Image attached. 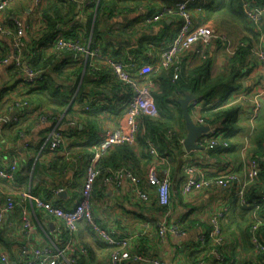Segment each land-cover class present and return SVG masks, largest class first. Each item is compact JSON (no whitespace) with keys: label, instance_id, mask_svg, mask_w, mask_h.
<instances>
[{"label":"crops","instance_id":"1","mask_svg":"<svg viewBox=\"0 0 264 264\" xmlns=\"http://www.w3.org/2000/svg\"><path fill=\"white\" fill-rule=\"evenodd\" d=\"M53 1L38 0V4H35V0H14L0 14V26L12 31L14 27L9 16L21 19L26 27L24 40L28 47L32 41L40 38L39 34H45L43 11ZM85 1L70 0L75 7L72 24L82 27L86 47L91 51H98L99 57L96 59L95 67L103 73L100 80L99 77L92 76L84 56L74 55L59 68L60 70L50 72L52 68L48 66L43 71L45 76L43 79H50L52 88L57 89V92L67 98L64 106L59 108L55 106L49 96V87H42L40 82L32 94L19 96L22 100H33L30 106L23 112L11 113L8 111V103L13 97L20 95L22 85L17 78L9 74L7 68L0 67V89L3 90L2 96L0 95V118H6L5 122H0V158L4 163H8L14 157L19 165L14 182L0 179V205L4 202L5 193L20 190L29 191L39 198L51 199L54 204L65 209L73 208L80 200V187L87 166L99 159V157L95 159L97 152L94 147L99 141L101 132L105 129H116L121 123V111L117 110V103L121 96L126 95L121 92L115 94L113 86L110 84L108 86L112 78L108 74L110 69L107 67V60H124L125 51L131 54L138 53L142 60L133 70V74L138 75L142 68L148 65L147 59L142 56L143 45L146 42L159 44L168 41L174 36L177 28L175 19H166L149 26H142L140 22L145 15L174 6L175 0H112L114 3L117 1L116 9L110 13L106 11L100 13L97 17L95 11L90 26H87V19L98 0H90L87 5ZM108 1L110 0H105ZM217 1L210 2L211 8L216 9ZM90 6L93 8H89ZM194 16L199 21L203 18L197 12H194ZM95 20L96 33L92 34ZM240 31L242 34L229 35L237 41H250L254 51L264 49L261 39L259 44V36L258 42L255 43L256 38L248 29ZM118 44H124L125 50L121 51L117 48ZM223 48L221 44L211 48L210 78L227 74L228 59L232 56L231 51H235L236 48L232 50L230 48L228 51ZM26 50L25 46L23 57L21 55L22 65L25 67L28 66L24 60ZM11 51L10 39L0 36V56L10 54ZM45 51L47 50H43L46 54L50 52ZM186 58L183 59L185 71L200 64L197 59ZM254 60L256 63L250 74L238 81L242 83V88L227 94L224 103H228L235 95L243 92L251 95L258 86L264 85V75L259 69L257 60ZM106 76L108 78L105 81ZM144 76L148 78L151 74ZM219 96L220 93H216L212 103L208 105L200 103L204 108L205 106L211 108V104L216 103ZM184 97H179L178 100ZM103 98H107L106 104L97 107L99 110L92 113L81 111L85 109L84 106ZM260 104L259 117L254 122L249 121L248 103L240 101L230 105L238 107L235 119L237 130L229 139L233 144L231 153L215 156L209 155L205 149L187 152L183 147L171 151L172 194L168 207H160L155 198L163 169L162 162L152 157L143 158L135 149V160L132 164L143 178L142 188L151 195L150 202L147 204L141 202L128 186L119 191L111 186L103 187L99 182L90 199L94 221L121 237H135L133 241L135 252H144L165 264H193L197 260H201L202 264H218L213 256L204 257L206 252L199 248L198 237L202 232L210 229L212 215L221 212L223 213L220 222L223 244L220 253L222 251L224 260L220 264H253L258 257L246 234L249 213L232 201V194L223 188L211 187L189 195L183 194L182 184L185 176L182 167L184 161L190 160L202 166L207 171V177H212L218 169L226 167L243 176L245 158L251 154L252 148H256L255 135L264 121H261L264 118V95ZM44 112H48L52 118L47 124H39L38 114ZM13 115H17L18 122L9 125L8 119ZM214 128L218 137H222L221 126L215 124ZM53 129L65 136L62 151L55 154L47 148L49 134ZM186 135L185 128L182 141ZM244 144H247L248 148L242 154L240 149ZM55 188L62 189V192L54 196L50 191ZM17 199V207L5 214L0 227V251L10 255L12 264H17L16 255L22 245L28 243L34 248L44 247L49 241L56 240L58 231L62 229L58 221L44 215L30 200ZM23 218L29 219L32 223L29 233L23 229ZM162 221L169 224L181 223L185 234L183 236L167 234L164 239H160L157 224ZM62 237L67 241L70 238L67 234ZM73 240H75L73 245H75L78 264H109L111 249L99 242L84 223L79 225L77 238ZM81 248L86 251L85 255L81 254Z\"/></svg>","mask_w":264,"mask_h":264},{"label":"built area","instance_id":"2","mask_svg":"<svg viewBox=\"0 0 264 264\" xmlns=\"http://www.w3.org/2000/svg\"><path fill=\"white\" fill-rule=\"evenodd\" d=\"M14 0H0V14L7 9ZM38 4V0H35ZM195 0H175L173 7H166L152 14L145 15L142 23L144 25H153L166 19L177 20V28L174 36L168 41L159 44L148 42L142 53L143 58L147 59L145 68L138 75L133 74V70L138 64V58L141 55L131 54L125 51L124 60H107L108 68L112 76L117 82L127 87L128 97L117 103V109H121V123L116 129H105L101 132L99 141L94 149L97 152L95 159L108 148L122 145H132L137 134L138 119L141 116L156 117L157 109L152 96V83L146 80L147 74L159 71H167L173 69V80H176L181 70V63L184 58L187 60L198 59L204 60L207 57V51L212 48L216 41H221L222 46L228 47V42L224 36L216 34L213 27L208 23L197 20L194 12L203 13L205 3L191 9ZM90 0H86L85 4H89ZM243 13L246 18L259 26L264 20V5L257 0H241ZM9 20L14 25V30H8L0 26V36L7 37L11 41V53L0 58V67L14 66L22 69V82L27 85H33L38 79L39 72H35L28 67L22 65L21 55L25 47V24L14 16H9ZM66 30H54L53 45L57 50L73 52L74 55L84 56L86 64L92 68V71H98L95 67L94 60L99 57L97 50H89L84 42L78 40L65 39L63 37ZM260 39L264 41V31L260 34ZM117 48L121 51L125 50V46L120 44ZM234 51H231V55ZM252 55L258 62L259 69L264 75V49L252 51ZM155 61V62H154ZM264 95V85L254 90L249 95L240 93L235 95L225 105H233L240 101L250 105V122L257 120L260 112V100ZM103 99L95 102V105H105ZM190 116L197 126L209 127V134L201 137L197 143L203 149L210 150L218 144L219 137L215 128L208 124L201 116L200 111L204 107L200 102H190ZM213 104H211V107ZM29 104L27 101H21L16 98L10 107V112H23ZM52 116L48 112L38 114L39 124H47ZM6 118H0V122H5ZM8 122L16 124L18 122L17 115H13ZM65 136L56 129L49 134L47 148L55 154L64 147ZM182 144V142H181ZM226 147V143L222 142ZM248 145L244 144L240 152L242 154L247 151ZM147 153L154 159L159 160L163 164L161 179L159 180L156 200L160 207H168L171 203V178H170V162L162 158L151 141H147ZM264 160V156L261 158ZM95 162H91L85 171L83 182L80 187V200L73 208L65 209L60 205L54 204L51 199L39 198L29 191H9L4 194V202L0 205V227L4 216L8 212H12L18 205L17 198L30 200L34 206L41 210L46 216L53 217L58 221L62 229L58 231L56 240H51L46 246L40 248L31 247L28 243L22 245L16 255L19 264H78L75 256L74 238H77L79 225L84 223L87 228L94 233L99 242L111 249L109 256V264H165L144 252H135L133 250V241L135 237H121L115 232L107 230L98 225L92 216L90 199L92 190L97 177ZM18 162L12 157L8 163H4L0 158V179L4 181L14 182L15 174L18 170ZM184 181L182 184V192L185 195L202 191L211 187L226 189L232 194V201L240 206L250 210L252 224L248 229L249 243L253 246L258 259L253 264H264V236L260 234V227L263 225L264 215V192L257 199L247 201L246 192L249 185L255 182L259 175L263 172L260 161L255 157H248L245 161V172L240 176L237 172L229 167L218 169L212 177L206 176V170L190 160L183 162L182 167ZM143 178L135 172L127 168H119L113 170L109 175L103 178V186H111L115 190L130 188L131 192L141 202L147 204L151 200V195L142 188ZM54 196L62 192V189H52L50 191ZM223 213H216L210 218V229L202 232L198 237V245L203 249L206 243L215 247L210 251V255L220 264L223 257L220 253L222 246L221 219ZM23 229L29 233L32 229V223L29 219L23 218ZM158 236L164 239L167 234L174 236H183L185 234L184 227L181 223L169 224L167 222H158ZM67 234L69 240H65L62 236ZM219 248V249H218ZM81 254L86 251L81 248ZM0 264H12L10 255L5 251H0ZM193 264H202L201 260H197Z\"/></svg>","mask_w":264,"mask_h":264},{"label":"trees","instance_id":"3","mask_svg":"<svg viewBox=\"0 0 264 264\" xmlns=\"http://www.w3.org/2000/svg\"><path fill=\"white\" fill-rule=\"evenodd\" d=\"M213 0H195L193 6L191 7L192 10L195 9L196 6H199L202 3L206 5L203 7V13H199L204 17V13L211 11L213 8L210 2ZM115 3L110 0L105 2V0H98L96 7H94L92 13H90L89 18L87 19V26H90L93 14L96 11V17L100 13H104L105 11L110 13L114 9H116ZM258 3L264 5V0H257ZM216 5V9H220L223 5L226 7L227 11L237 18L243 26L249 30L250 34H254L255 40L258 42L259 36V44H260V34L264 31V20L262 23L257 26L256 24L250 22L245 14L243 13L241 0H218ZM175 4V3H174ZM173 4V5H174ZM93 6V5H92ZM90 6L89 8H91ZM173 7V6H172ZM93 8V7H92ZM211 8V9H210ZM74 5L71 4L70 0H54L53 3L47 6V8L43 11V18H44V25H45V34H39L40 38L36 41H32L29 46L27 47L26 41L24 40V44L26 46V55L24 56V60L28 64V68L39 72L38 79L33 85H27L22 82V74H21V67L15 68L14 66H7V71L11 76L18 79L19 84L22 85V89L19 91L20 95L15 96L12 98V101L8 103V111H10V107L13 103V100L18 98L21 101H27L29 106L31 102L28 99H21V95L28 96L32 94L36 89L39 83H42V87L48 88L49 96L52 98V103L55 104L58 108L60 106H64L67 102V98L62 96L57 89L54 90L52 88L51 80L50 79H43L45 76L43 75V71L48 66H51L52 70L50 72L58 71L59 68L67 62L68 59L74 57L73 52L68 51H60L57 50L53 45L54 39V30L63 29L66 32L63 37L65 39L70 40H78L80 42L83 41V30L82 27L76 26L72 24V19L75 17L74 12ZM205 11V12H204ZM70 17V18H69ZM198 20V18H196ZM143 20V19H142ZM140 21L142 26H149L144 25ZM202 22V19L200 18ZM205 23V22H204ZM13 24V23H12ZM14 27V25H13ZM96 20L93 24V33L96 32ZM82 39V40H81ZM148 42L143 45V51L145 50V46ZM264 45V41H262ZM221 41H216L213 43V47L220 46ZM120 45V44H118ZM124 45V44H122ZM222 45V44H221ZM125 46V45H124ZM253 45L248 40H242L238 46L236 47L232 56L228 59V67H227V74H221L214 78L209 77V69L211 65V48L207 51V57L204 60L200 61V64L189 71H185V67L183 66V60L181 63V70L180 74L178 75L176 80H173V69H169L167 71H159L152 73L151 76L146 78V80L152 83V96L154 100L155 107L157 109V116L156 117H148V116H141L138 119L137 125V134L135 141L132 145H122V146H115L108 148L105 150L99 157L98 161L95 163L97 177L95 179V184L93 190L98 186V183L102 184L103 178L109 175L113 170L119 168H127L131 171L135 172L137 175L140 176V173L133 167V162L135 160V152L137 150L138 154L146 158L151 157L147 153V141H151L155 146L157 153L162 157L167 159L169 162L172 161L171 151L174 149H182V138L184 136V119L182 115V111L180 105L178 103V98L183 97L186 95H191L194 97L193 101L203 102V105H208L212 103L211 101L215 98L216 93H220L218 100L216 103L213 104L211 108L203 107L200 111V116L211 126L214 127L215 124H219L221 126V135L219 137V142L215 146H213L210 150L205 149L209 155H220V154H228L233 151V144L230 143L229 139L235 131L237 130L235 125V119L238 113V107L236 106H228L226 102L224 103L225 96L231 92L237 91L242 88V83L238 82L242 79L246 78L251 69L254 66L255 57L252 55ZM25 48V47H24ZM23 48V50H24ZM22 50V52H23ZM43 50H47L48 54L44 53ZM121 50V49H120ZM143 53V52H142ZM46 54V55H44ZM135 55H140L138 53H134ZM0 56V58H4L8 56ZM24 52L22 54V57ZM254 58V59H253ZM97 59V58H96ZM96 59L94 62L96 63ZM142 60L140 56L138 58V62ZM87 67L90 70L92 76L99 77V80L102 78L103 73L98 70L94 72L92 68ZM108 67V66H107ZM110 78H112L111 82L108 83L113 86L115 90V94H119L121 92L125 94V97H120L119 101L127 98L128 90L125 85L120 82H117L114 77L110 73H108ZM108 76L104 77L105 81L107 80ZM103 80H101V84H103ZM98 81V80H97ZM48 82V83H46ZM107 83V82H106ZM113 92V91H112ZM3 94V90L0 89V95ZM102 94V93H101ZM2 96V95H1ZM20 96V97H19ZM23 96V97H25ZM107 99V98H105ZM104 99V100H105ZM106 101V100H105ZM192 102V101H191ZM104 106V105H100ZM95 102H91L87 106H84L85 109L81 111L83 113H92L95 112L97 107ZM25 110V109H24ZM23 110V111H24ZM118 110V109H117ZM121 111V109H119ZM191 110V105H189V113ZM45 113V112H44ZM4 115V114H2ZM37 118V117H36ZM9 125H15L11 122H8ZM259 131L255 135V143L256 148H252L251 154L248 157H255L261 163L262 173L259 175L258 179L251 183L247 189L245 194L247 201H251L253 199H257L259 195L264 192V160L261 159L264 156V122L261 123L259 126ZM222 142L226 143V147L223 146ZM136 149V150H135ZM103 186V184H102ZM106 187V186H103ZM92 190V192H93ZM92 195V194H91ZM240 206V205H239ZM240 208L245 209L250 216V210L246 209L243 206ZM263 218V225L260 227V234L264 236V215ZM252 224L251 216L249 222L246 227V234L249 241V234L248 229ZM215 249L209 243H206L204 248L201 249L205 251V258L209 257L212 258L210 255V251ZM219 249V248H218ZM219 250H222V246ZM221 255L223 257V253L221 251ZM224 260V257H223ZM223 262V261H222ZM17 264L18 261H17Z\"/></svg>","mask_w":264,"mask_h":264},{"label":"rangeland","instance_id":"4","mask_svg":"<svg viewBox=\"0 0 264 264\" xmlns=\"http://www.w3.org/2000/svg\"><path fill=\"white\" fill-rule=\"evenodd\" d=\"M202 22H210V25L213 27L216 34H218L220 36H224L226 38V40L228 42V47L224 46V48H223V50H226V51H228L230 48H231V50L235 49L238 46V44L242 41V40L237 41L236 39H234L229 34H242V32L240 30L241 29L246 30L244 28L243 24H241V22L237 18L232 16L227 11V9L224 5L220 9L214 8L211 11L204 13V17L202 18ZM246 34H247V31H246ZM217 56H218V54H217ZM257 88H259V86ZM262 120H264V118L261 119V121ZM247 156L245 159L248 158Z\"/></svg>","mask_w":264,"mask_h":264},{"label":"water","instance_id":"5","mask_svg":"<svg viewBox=\"0 0 264 264\" xmlns=\"http://www.w3.org/2000/svg\"><path fill=\"white\" fill-rule=\"evenodd\" d=\"M194 100V97L191 95H186L184 98H181L178 100V103L180 105L185 128L187 131V135L185 139L182 141V147L185 149V151H195V150H203V147L200 146L197 141L203 137L207 136L209 134V127L205 126H197L194 124L190 113H189V105L190 102Z\"/></svg>","mask_w":264,"mask_h":264}]
</instances>
